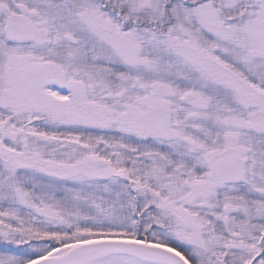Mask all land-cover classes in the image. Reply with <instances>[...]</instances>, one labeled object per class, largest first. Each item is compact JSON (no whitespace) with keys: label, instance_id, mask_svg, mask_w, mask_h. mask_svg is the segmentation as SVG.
I'll list each match as a JSON object with an SVG mask.
<instances>
[{"label":"snow or ice","instance_id":"obj_1","mask_svg":"<svg viewBox=\"0 0 264 264\" xmlns=\"http://www.w3.org/2000/svg\"><path fill=\"white\" fill-rule=\"evenodd\" d=\"M0 264H264V0H0Z\"/></svg>","mask_w":264,"mask_h":264}]
</instances>
